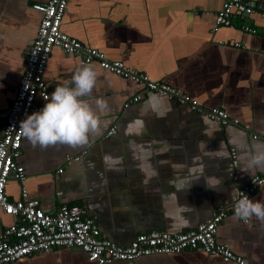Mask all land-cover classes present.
<instances>
[{
	"label": "crops",
	"instance_id": "0c3cea01",
	"mask_svg": "<svg viewBox=\"0 0 264 264\" xmlns=\"http://www.w3.org/2000/svg\"><path fill=\"white\" fill-rule=\"evenodd\" d=\"M45 1L0 0V128L41 17L32 4ZM252 1L264 6V0ZM222 3L69 0L61 25L65 33L152 80L174 86L205 108L226 110L239 124L211 120L92 63L97 81L91 95L83 99L97 111L100 132L85 145L46 150L34 148L23 137L19 162L25 179L7 181L8 197L19 199L24 186L48 213L64 203L78 204L95 218L103 237L120 245L144 231L194 229L218 205L230 204L236 187L264 172L255 167L243 170L249 156L264 149V141L251 136L264 134V17L252 15L254 34L241 29L239 18L231 26L215 28L214 15ZM81 65L80 56L54 48L45 71L50 95L71 81ZM136 95L140 99L132 101ZM97 100L105 101L107 108H97ZM45 103L37 98L39 110ZM113 125L114 134L106 136ZM232 152L237 159L236 179L229 168ZM77 155L78 161L73 159ZM249 200L264 203V185ZM249 220L244 222L236 210H230L218 227L217 240L247 264H264V227L255 216ZM14 221L0 211V233ZM8 264L97 263L78 248L58 246ZM117 264L235 263L186 249Z\"/></svg>",
	"mask_w": 264,
	"mask_h": 264
},
{
	"label": "built area",
	"instance_id": "2783aa9c",
	"mask_svg": "<svg viewBox=\"0 0 264 264\" xmlns=\"http://www.w3.org/2000/svg\"><path fill=\"white\" fill-rule=\"evenodd\" d=\"M69 0H47L34 2L32 8L39 12L36 36L25 51V68L17 83L10 107L2 114L0 128V211L12 216L15 221L0 233V264H8L31 256L38 252H48L54 247H75L81 250L89 261L97 264H117L141 256L153 254H175L186 249L201 250L218 255L224 261L235 264H247L245 259L234 253L231 248L220 243L216 234L219 225L230 210L242 199H250L257 189L264 185V172L255 174L244 185L236 187L230 204L218 205L211 217L188 231L168 232L149 230L138 233L127 245H120L101 235L94 217L86 214L78 204H62L54 213L46 212L38 198L29 197L24 186L21 197L11 200L6 192L10 178L24 181V166L19 162L23 136L20 122L27 115L39 110L37 98L44 100L49 96L45 71L49 55L54 48H60L66 54L80 56L82 64L96 63L102 69L143 85L157 95L186 104L195 112H202L211 120L221 124H239L237 118H231L226 110L218 107H203L196 99L181 93L174 86L155 81L148 75L132 69L123 61L110 59L104 52L84 45L77 38L65 33L62 19ZM259 13L264 17V6L252 0H223L221 8L214 15L215 28L231 26L234 19L242 21L241 29L250 34L256 33L252 15ZM239 45V43H235ZM140 95L132 98L138 101ZM129 102L125 104L127 106ZM244 128H247L245 125ZM116 126L109 128L106 136L114 134ZM253 139L264 141V134L251 133ZM83 151L81 154H84ZM80 155L73 159L80 160ZM70 160L71 157L68 156ZM237 164L235 152H232L230 174L236 179L234 167ZM58 172H62L59 168ZM249 223L250 220H244Z\"/></svg>",
	"mask_w": 264,
	"mask_h": 264
},
{
	"label": "clouds",
	"instance_id": "9594fccd",
	"mask_svg": "<svg viewBox=\"0 0 264 264\" xmlns=\"http://www.w3.org/2000/svg\"><path fill=\"white\" fill-rule=\"evenodd\" d=\"M97 81V72L89 64L81 65L71 81L58 87L46 103L20 122L22 136L34 147L46 150L57 145L78 147L89 143L100 132V117L84 97L91 95ZM97 108L104 110L107 104L97 100ZM264 169V149L258 148L247 160L246 169ZM219 184V181H217ZM236 214L244 220L255 216L264 227V203L253 202L247 197L239 201Z\"/></svg>",
	"mask_w": 264,
	"mask_h": 264
}]
</instances>
